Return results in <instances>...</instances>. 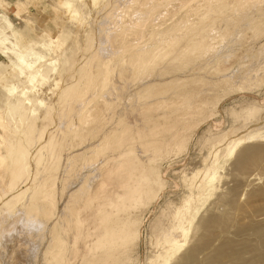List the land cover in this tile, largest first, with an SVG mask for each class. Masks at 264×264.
Wrapping results in <instances>:
<instances>
[{"label":"rangeland","instance_id":"1","mask_svg":"<svg viewBox=\"0 0 264 264\" xmlns=\"http://www.w3.org/2000/svg\"><path fill=\"white\" fill-rule=\"evenodd\" d=\"M0 264H264V0H0Z\"/></svg>","mask_w":264,"mask_h":264},{"label":"bare ground","instance_id":"2","mask_svg":"<svg viewBox=\"0 0 264 264\" xmlns=\"http://www.w3.org/2000/svg\"><path fill=\"white\" fill-rule=\"evenodd\" d=\"M187 3V2H186ZM199 4H191V3H189L188 4V10H187V12H186V14H185V16H183V17H180L176 22H178V21H180V20H187L188 18H189V15H191V14H195V12H197V7L196 6H198ZM104 30V29H103ZM153 31V30H152ZM125 51V50H124ZM122 56H124L123 55V53L121 54ZM111 57H113V56H111ZM115 57V56H114ZM113 57V58H114ZM99 58V57H98ZM123 59V58H122ZM105 60V59H104ZM107 62V61H106ZM108 63V62H107ZM105 65H107V64H105ZM84 70V69H83ZM107 70V69H106ZM108 71V70H107ZM113 71H114V69H113ZM113 73V72H112ZM102 80V79H101ZM82 82V81H81ZM103 82V81H102ZM107 84V83H106ZM100 85V84H99ZM105 85V83L100 87V90L99 91H101V90H103L105 87H103ZM84 86V85H83ZM94 88V87H93ZM93 91V90H92ZM67 92V91H66ZM86 92V91H85ZM89 93H90V91H89ZM63 94V93H62ZM79 96V95H78ZM83 96V95H82ZM77 97V96H76ZM87 98H88V96H87ZM84 99V98H83ZM85 100V99H84ZM86 100H88V99H86ZM102 102V101H101ZM79 104V103H78ZM82 105V104H81ZM86 105H87V103H86ZM86 105H84V106H86ZM82 108V107H81ZM69 112H70V110H69ZM105 112V111H104ZM149 118V117H148ZM79 121V120H78ZM67 149V148H66ZM88 151V150H87ZM19 151H15V154H14V161L15 162H17L19 159H20V154L18 153ZM74 153H75V151H74ZM73 153V157L72 158H70L67 162H65L64 164H63V166H62V173L63 174H65V176H67L68 177V181L66 182V183H68V182H72L73 181V179H75L77 176H78V174L81 172V162H80V160L83 162V164L85 163V164H89L90 162H91V157L92 156H90V162H89V158H85L84 156H86V154H88L87 152H82V153H75L74 154ZM78 156H80V157H78ZM78 157V158H77ZM71 159H72V161H71ZM5 160L6 161H8V162H12V158H11V156L10 155H8L7 157H5ZM50 170V169H49ZM50 172V171H49ZM81 175H82V173H80ZM85 175V174H84ZM94 175V174H93ZM87 179H89V178H87ZM86 179V180H87ZM86 182V181H85ZM88 182V181H87ZM86 182V183H87ZM89 182H90V179H89ZM85 183V184H83L82 185V187H81V189L80 188H78V190H76V189H74L75 190V193H74V190H73V192H68V194L69 193H71L72 195L74 194V196L75 195H77V192L79 191H82V188H83V190L84 189H86V187H88V184H90V183ZM75 183V182H74ZM76 185H77V182H76ZM78 186V185H77ZM80 187V186H79ZM78 192V193H79ZM39 194H41V196H44V193L42 192H39ZM68 196V195H67ZM70 197V198H69ZM69 199H66V201H71L72 202V204H71V202H69L70 204H67L66 202V204L64 205V207H62V209L60 210V215H61V221H59V222H57V223H55L54 224V222L53 223H51L50 225H49V221L51 220V217H50V215H51V213L49 212V209H48V207H47V205L42 201V202H39V203H36L35 205H32V206H29V207H27V208H23V207H21L20 209L23 211L22 213H24V214H22V217H21V219L23 220V221H25V222H29L28 224H26L25 225V230H24V228H23V231H24V233L26 232V234H27V236H29L30 237V239L33 237V239L35 238V236H36V238H38V241H40L41 240V238H42V231L44 232V230H47L48 231V236H50V237H48V240H47V238H46V243H47V245L49 244V247H48V249L51 247V251H50V249L49 250H47L46 251V253H45V255H44V257L42 258V261H43V263L45 262V263H47V262H49V260L51 259V257L53 256V253H52V248H54L53 246H54V240L55 239H57V238H59L60 236H61V238H62V242L60 243V245L59 246H63V244H67V240L69 241V239H67V233L69 232V229H68V226H67V224H66V220H72V216L74 215V213H75V210H76V208L79 206V201H78V197L77 196H75L76 198H74V197H72L71 198V196L69 195ZM80 197V196H79ZM80 200V199H79ZM22 222V221H21ZM45 224V225H44ZM48 224V225H47ZM46 225H47V227H46ZM33 230H36L35 232H37L36 234H34V233H29L30 231H33ZM40 231V232H39ZM39 232V233H38ZM23 234V233H22ZM25 235V234H24ZM22 237H23V235H21ZM26 236V235H25ZM27 238L28 237H26V238H23L24 239V241L25 242H27ZM22 239V240H23ZM19 240H21V237H20V239ZM11 241V240H10ZM29 241V240H28ZM35 241V240H34ZM17 242V241H16ZM20 242V241H19ZM23 242V241H22ZM33 242V241H32ZM44 242H45V237H44ZM43 242V243H44ZM34 243V242H33ZM35 243H37V240H36V242ZM46 243H45V245H46ZM16 245V244H15ZM25 245V244H24ZM29 245H30V243H29ZM35 245V244H34ZM44 245V246H45ZM23 246V245H22ZM33 246V245H32ZM40 246V245H39ZM20 247V246H19ZM38 247V246H37ZM42 247V246H41ZM33 248V247H32ZM44 250V249H43ZM39 255V254H38ZM42 255H43V253H42ZM25 259H28V258H30L29 256H28V258L27 257H24ZM6 261V260H5ZM12 261V260H11ZM28 261V260H27Z\"/></svg>","mask_w":264,"mask_h":264}]
</instances>
